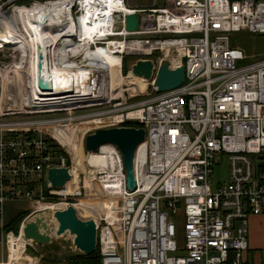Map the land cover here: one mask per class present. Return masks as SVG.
Segmentation results:
<instances>
[{"label":"built area","instance_id":"built-area-1","mask_svg":"<svg viewBox=\"0 0 264 264\" xmlns=\"http://www.w3.org/2000/svg\"><path fill=\"white\" fill-rule=\"evenodd\" d=\"M52 4L65 9L58 19L64 33L67 24L78 28L63 39L70 42L56 68L77 63L81 47L110 48L120 76L125 59L133 60L128 74L148 60L151 80L129 94L143 99L126 103L122 84L68 98L69 87L58 84V93L31 83L27 72L0 68V233L6 203H31L6 243L16 247L26 219L72 206L95 224L100 264H264L249 257L247 239L249 217L264 214V57L244 64L247 57L229 45L234 33L264 34V0H166L163 8L140 10L126 0H30L25 8ZM135 12L139 31L128 33L125 15ZM84 26L87 36L79 37ZM82 58L77 64L87 65ZM163 63L183 67L184 82L156 93ZM110 128L144 130L133 191L115 145L85 151L87 135ZM90 154L107 164L89 165ZM222 156L228 183L213 187ZM50 168H66L71 185L53 189Z\"/></svg>","mask_w":264,"mask_h":264},{"label":"bare ground","instance_id":"bare-ground-1","mask_svg":"<svg viewBox=\"0 0 264 264\" xmlns=\"http://www.w3.org/2000/svg\"><path fill=\"white\" fill-rule=\"evenodd\" d=\"M87 2L88 0H86V3ZM64 10L63 7L54 4L48 8L34 5L27 9L8 11L7 14L0 16V45L5 42L13 43V51H17L19 55L17 57L15 56L17 62H12V69L14 72H27L28 79L33 84L35 82H41L44 86L49 88L55 86L59 87L57 88L58 93L62 92L58 84H62L61 86L64 88L69 87L68 89L71 90H69L68 93L71 96H67L68 98L73 96L72 93H77V96H80V94L87 92L88 88L92 89L94 85L104 87L109 82L111 88H113L116 85H121L122 82L126 80L132 87L136 80L145 81L142 78L134 77L131 72L129 73L131 75L128 74L124 78L120 76L119 69L115 67L114 64L116 59L110 54V48L90 52V50L85 47H81L74 53H76V56L80 55L90 60L87 65L79 66L72 61L66 64L64 70L56 68L63 67L58 65L57 61H62L65 56L64 51L66 47H68L67 43L70 42L68 38H66V40L63 39L68 37L66 35L73 34V32L78 29L77 27L71 28L70 24H67V32L64 33L62 29L63 26L58 27L64 23H58V19L62 17L61 14L64 13ZM38 14L43 18L39 17ZM82 36H87L86 26H84L81 31L79 28V37ZM60 42L63 43L62 48H58ZM38 49L41 50V55L43 57V70L41 73L38 72L37 69L39 62L38 57L40 55ZM27 61L28 67H26ZM2 77H4V75H2ZM77 86H79V88L76 89ZM64 101L69 102L68 99ZM140 158L141 149H139L136 154L137 164L140 162ZM88 164L93 166L106 165L107 159L90 154ZM42 208L50 212L56 209L53 206H43ZM49 214L48 222L50 223L51 219ZM50 225L52 228L53 226L56 228V223H50ZM53 230L55 229L53 228ZM16 240V247L13 246V248H10L11 264H36L34 259L25 255L23 252L24 245L30 243V241L24 240L22 234Z\"/></svg>","mask_w":264,"mask_h":264},{"label":"water","instance_id":"water-1","mask_svg":"<svg viewBox=\"0 0 264 264\" xmlns=\"http://www.w3.org/2000/svg\"><path fill=\"white\" fill-rule=\"evenodd\" d=\"M140 14L138 12L125 15L124 29L128 33L139 31ZM38 59V70L42 68L43 57L41 50ZM131 74L134 77L151 80L152 63L148 60H138L131 67ZM184 82V68H170L167 63H163L154 78L156 93L168 92L178 88ZM144 130L135 128H110L97 129L94 133L87 135L84 140V148L87 153H95L104 144H113L122 155L123 168L126 175L127 187L133 191L134 182V159L138 148L144 142ZM47 180L53 189L69 187L70 176L66 168H50L47 171ZM52 219L56 223V228L50 226L48 215L39 213L24 222L21 229L24 240L45 245L51 242L53 236L59 237L68 233L73 237L72 245L82 255L88 256L96 249V230L91 218L80 214L74 207L55 211Z\"/></svg>","mask_w":264,"mask_h":264},{"label":"rangeland","instance_id":"rangeland-1","mask_svg":"<svg viewBox=\"0 0 264 264\" xmlns=\"http://www.w3.org/2000/svg\"><path fill=\"white\" fill-rule=\"evenodd\" d=\"M28 1L30 0H0V16L7 14L8 11L24 9ZM126 1H127V5L129 4L128 6L131 9H136V6L140 7L139 6L140 3L137 2V0H126ZM142 1L144 2L148 0H142ZM165 1L166 0H151V3L158 7H162ZM38 16L42 17L39 14ZM229 37H230V40H229L230 47L241 50L243 54L247 57L246 61L243 62L244 64L264 57V34H250L248 32L242 31V32L231 34L229 35ZM12 45L13 43H7V42L0 45V68L8 67L11 64L17 62L16 57L19 55L17 51H13ZM82 57L83 56H80V55L76 56L77 63H82L83 61ZM132 63H133V60L131 58L130 60H127L126 62V66H127L126 68H128L127 70L128 72L130 68L129 66ZM28 66L29 65L27 61L26 67ZM0 74L3 75V72L2 73L0 72ZM126 75H128V73L124 74L122 72L123 78L126 77ZM122 85H123V88L125 89L123 99L126 101V103H130V102L132 103V101H139L143 99L142 96H139V97L130 96L129 97V94H134V92L140 93L146 88V83L136 80L134 82V86L131 87L130 84H128L127 81L124 80L122 82ZM134 89L135 90L137 89V90L135 91ZM147 94L149 95L152 94V88L150 86L147 87ZM228 174H229L228 160L226 156H222L221 162L219 164L214 165L212 168V175L210 177L212 186L215 187L219 184L224 185L228 183ZM30 207H31V203L29 202L20 201V202L6 203L3 223L7 224L12 219V217L17 216L19 213H22V212L29 213L31 211V210H28ZM49 215H50L51 221H53V222L50 221V223L51 224L55 223V221L52 219L51 213ZM21 223L19 225V228L21 226ZM249 224L251 225L252 223H249ZM19 228H18V231H19ZM53 228L55 229L54 226ZM177 228L178 230H177L176 240H177V243L179 244L181 243V238H182V232H181L182 227L180 223L177 226ZM9 232L10 231H8L7 233ZM7 233H5V235ZM257 234L258 235L260 234L258 230H257ZM5 235L0 233V264H11L10 248H13V246L11 247L10 244L6 243ZM249 238H250V234H249ZM72 241H73V237L70 236L68 233H65L59 237L53 236L51 242L45 245H39L34 242H31V244L30 243L26 244L27 246H26V250L24 251V254L34 259L36 264H66V260L68 257L74 254H81L78 250H76L73 247ZM249 246L253 247L254 249V252L252 251L249 253V257L256 258V256H258L261 261H264V247L254 246V245L252 246L250 242H249Z\"/></svg>","mask_w":264,"mask_h":264},{"label":"trees","instance_id":"trees-1","mask_svg":"<svg viewBox=\"0 0 264 264\" xmlns=\"http://www.w3.org/2000/svg\"><path fill=\"white\" fill-rule=\"evenodd\" d=\"M29 2L30 1H28L27 4ZM127 60H130V59H125L123 61L122 72L124 74H126L128 70V68H126ZM28 214L29 213L22 212V213H19L17 216L12 217V219L7 224H4L3 232L7 233L8 231H10L14 235H16L18 233V228H19L20 223L24 220V218ZM66 264H100V256H99L97 249L94 251V253L88 256H85L82 254H74L67 258Z\"/></svg>","mask_w":264,"mask_h":264},{"label":"crops","instance_id":"crops-1","mask_svg":"<svg viewBox=\"0 0 264 264\" xmlns=\"http://www.w3.org/2000/svg\"><path fill=\"white\" fill-rule=\"evenodd\" d=\"M139 2V6H136V10L140 9H146V8H163L164 5L166 4V1L162 7H158L154 4L151 3V0L148 1H142V0H137ZM129 5V4H128ZM249 223H252L251 225ZM257 230L260 232V234H257ZM250 234V238H249ZM247 239H248V244L253 246H262L264 247V214L263 215H258V216H250L248 219V228H247ZM254 252L253 247L249 246V252ZM259 258L256 256V259Z\"/></svg>","mask_w":264,"mask_h":264}]
</instances>
